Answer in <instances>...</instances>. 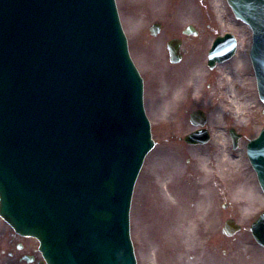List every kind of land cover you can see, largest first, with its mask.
Masks as SVG:
<instances>
[{"label":"rangeland","instance_id":"1","mask_svg":"<svg viewBox=\"0 0 264 264\" xmlns=\"http://www.w3.org/2000/svg\"><path fill=\"white\" fill-rule=\"evenodd\" d=\"M204 1L209 3L201 6ZM219 2L222 4V7H220L219 9L220 12L217 11L216 5ZM117 4L124 27L129 35L130 40L132 41L131 49L133 57L148 78L146 89L147 109L153 120V133L158 142L156 148L152 151L151 154L148 155L145 166L143 168L141 186L137 194V197H139L143 192L145 186L149 188V185H151V181L147 182V174L154 168L158 159L160 169L162 168L161 170H170L172 168H175L176 164L183 169H185L187 165H190L186 163V158H188L189 154L185 156V159L183 158L181 152H175L174 155L171 154V150H178V148L172 144L173 141L172 143L165 142L166 137H163V135H161L160 133L161 128L165 127V124L161 122V119H159V116L157 115L158 106L155 105L157 112H155V108L153 106L154 104H156L155 100H157V96H155L156 89L154 84V81H157V78L154 74L156 73V71L162 70L163 66H170L164 60L162 53L165 49L163 41L167 40L172 35L171 30H169L168 26H166V28L162 30L161 34L154 40L156 42L155 48H158L157 52L154 49V52L156 54L151 55L150 53L148 55L146 51H144V47L142 45L139 46L137 42L139 41V37L141 35L140 30H142L143 27L147 26L149 21L152 20L155 15L160 16V18L162 19H165L167 25L169 21H175L179 26H184L187 23H192L195 25L197 24L203 30V33L200 32L198 37L187 39L188 49L186 48V52H188V54L186 56V59H184V61L178 66H174L173 70L182 72L184 76L186 74V67L188 64L193 63V67L194 65L198 64L203 66L202 69L205 70V82L203 83V90L205 94L209 95V91L206 90V84L210 81L211 91H213V93L209 95L208 103H206L205 106L208 107L211 112V121H213V124L215 126H213V128L215 129L214 132L223 133V130H221L220 128H225V123L233 119L230 114L225 113V111L227 110L231 112L234 111V106L232 105L233 103H231L227 99L231 98L229 97V95H231L232 92L236 93V95L239 96L241 100L245 101L249 106H251L250 108L246 109L249 113L253 111L251 115H249V113H247L246 115L243 114L241 118H239L238 120L236 119V122L239 126H241L242 131H247L250 135L254 133L253 131H256V129L260 126L259 124H264V104L260 100H257L253 73H249L247 72V70L242 69V66L230 67L232 65L231 63H233L234 60L231 63L227 62L223 66H218L217 71L208 73L209 70L208 68H206L208 48L212 40L214 39V36L218 33H223L226 30L233 31L239 37V46H243L245 44L246 51L249 47L250 31L245 26L236 24L237 22L235 21L232 11L228 6L226 0H117ZM209 11H211V13L215 15L216 23H214L213 17L209 18ZM219 13L223 15V18L221 17L222 19L220 18ZM167 15L169 16L167 17ZM145 30L147 31V28H145ZM189 46H191L192 48L189 49ZM237 82L241 83V87L239 90L235 88ZM221 108H224L225 110L223 111ZM180 121H182V124L177 123L178 125L171 126L172 132L173 130L175 131L180 124V127L184 125L186 126V131L190 128L192 129V126H190V124L186 122L184 123V121L188 120H183L182 116L180 117ZM254 123H256L255 127ZM249 128L253 129L250 131ZM166 130L167 129H164L163 133H165ZM222 139H224V137H222ZM238 155L242 156V158L244 159L243 162L245 163L246 167L249 168L250 165L244 152L240 151L238 152ZM198 158H203L208 165V157L202 156ZM247 171L251 170L247 169ZM247 176L249 180H253L254 182L253 174L252 176L250 174H247ZM250 190V195H257L254 189ZM135 201L136 200L133 201L132 208V235L133 238L136 239V244L139 245L138 248L142 250L139 229L137 231L135 227L137 210L135 208ZM261 201L264 204L263 198L260 201H257L256 204H259Z\"/></svg>","mask_w":264,"mask_h":264}]
</instances>
